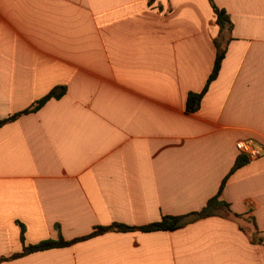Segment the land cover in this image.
Wrapping results in <instances>:
<instances>
[{"label":"crops","instance_id":"obj_1","mask_svg":"<svg viewBox=\"0 0 264 264\" xmlns=\"http://www.w3.org/2000/svg\"><path fill=\"white\" fill-rule=\"evenodd\" d=\"M213 1L232 29L189 113L216 54L210 0H0V120L66 87L0 126V258L22 249L19 221L28 243L144 225L201 209L224 179L231 209L0 264H264V0ZM239 139L263 152L231 171Z\"/></svg>","mask_w":264,"mask_h":264},{"label":"trees","instance_id":"obj_2","mask_svg":"<svg viewBox=\"0 0 264 264\" xmlns=\"http://www.w3.org/2000/svg\"><path fill=\"white\" fill-rule=\"evenodd\" d=\"M210 2L213 8V11L216 14V21L220 27L219 34L217 38L215 39L216 54H215L211 73L209 74L202 90L198 92L189 91L188 93L187 100H186V111L189 113L195 112L197 109H199L203 96L207 92L210 84L217 78L220 72L223 60L226 56V52H227V47H226L227 41H226L225 35L227 32H229L232 29V20L228 12L224 8L219 7L213 0H210ZM222 38H225V42L221 41ZM229 38L227 40H229ZM65 92H66L65 86L63 85L55 86L47 94H45L42 98L37 100L31 106L0 120V126L6 122L16 119L22 114H26V113L34 112L38 110L49 99L60 98L63 94H65ZM247 160L248 159L244 156L238 158L231 171L241 166ZM225 182H226V179L222 181L217 194L209 198L207 200V203L199 210H194V211H191L185 214L163 215L161 219L150 222L148 224H144V225H127L125 223L115 221L108 225L95 226L93 230L89 232L88 234L78 236L72 239H66L61 234L59 225H57L56 227H57V230L59 231L58 238L56 239L48 238V239H44L36 243H28L25 238V225L19 221L18 223L20 226V239L22 242V249L18 252L11 254L10 256L0 258V261L7 260V259H14L22 255L29 254V253L36 252V251H42V250L56 248V247L69 246L78 241L94 237L96 235H99L107 231H131V230L155 231V230L176 229L182 226L185 222L189 220H194L200 217H206V216H211L215 214H221L222 212L230 213L231 209H230L229 203L220 198Z\"/></svg>","mask_w":264,"mask_h":264},{"label":"built area","instance_id":"obj_3","mask_svg":"<svg viewBox=\"0 0 264 264\" xmlns=\"http://www.w3.org/2000/svg\"><path fill=\"white\" fill-rule=\"evenodd\" d=\"M237 150L247 159H254L260 156L263 152L261 146L251 139H239L236 142ZM260 240L264 244V230L260 232Z\"/></svg>","mask_w":264,"mask_h":264},{"label":"rangeland","instance_id":"obj_4","mask_svg":"<svg viewBox=\"0 0 264 264\" xmlns=\"http://www.w3.org/2000/svg\"><path fill=\"white\" fill-rule=\"evenodd\" d=\"M237 142V141H236Z\"/></svg>","mask_w":264,"mask_h":264}]
</instances>
